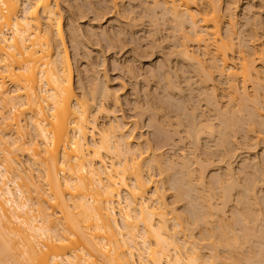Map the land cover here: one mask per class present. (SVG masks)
Here are the masks:
<instances>
[{"label":"clouds","instance_id":"clouds-1","mask_svg":"<svg viewBox=\"0 0 264 264\" xmlns=\"http://www.w3.org/2000/svg\"><path fill=\"white\" fill-rule=\"evenodd\" d=\"M68 3L67 49L58 38L37 89L17 107L30 112L20 128L31 147L63 143L75 153L46 168L51 183L82 193L68 201L72 229L110 236L99 247L120 250V264H264V79L220 87V63L195 47L208 40L205 18L182 0ZM13 7L15 19L26 16L22 0H0V18ZM110 72L128 81L123 95ZM102 211L107 225L89 229ZM54 229L57 241L70 235L68 222ZM12 235L0 233V264H34L43 237Z\"/></svg>","mask_w":264,"mask_h":264},{"label":"bare ground","instance_id":"bare-ground-1","mask_svg":"<svg viewBox=\"0 0 264 264\" xmlns=\"http://www.w3.org/2000/svg\"><path fill=\"white\" fill-rule=\"evenodd\" d=\"M32 1H34L33 4L30 0L22 1V4L27 6V14L23 19H15L19 11L16 7L9 9L0 18L2 20L0 22V104L2 107L0 108L4 109L9 105L7 111L4 109L6 114L3 112L0 116L2 120L0 127H6L3 136L0 137V233L14 234L13 239L16 236H22L24 232L43 237L33 244L36 251L30 254V259L34 264H45V261L47 264H73V262L74 264H99L101 259L111 261L112 264H120L123 258L120 250L113 252L109 249L111 255H107L99 247L100 244L110 243V236L103 232H96L89 240L87 235L72 229V217L68 210L74 205L68 201L69 198L82 193L68 190L63 181L58 184L51 183L52 174L50 171L46 172V168L51 169L53 158L56 165H59L63 162L66 151L70 159L74 158L75 153L63 143L56 144L49 152L48 149L39 147L40 142H37V147L33 148L30 146V139H27L28 141L20 139L22 136L20 126L23 124L18 116L19 110L28 112L27 115H30V112L27 107H21V109L18 108V113H15L18 100L28 96L29 88L31 91L37 89L38 77L48 62L54 60L57 39L62 37L60 24L57 23L55 28L52 27V19L57 21L56 18L54 19L56 12L53 11L52 0ZM239 1L246 5V14L243 13L244 11L241 12L243 16L245 15L242 17L244 23L241 22V26L236 27L240 37L234 29L237 20L233 12ZM242 1L193 0L189 3V0H182V6H187L190 11L200 12V15L205 18L203 27L208 31V40L195 47L204 52L206 60L220 63L224 73L221 82L226 83L227 89L233 80L238 86L237 83L240 82L242 85L249 77L256 81L264 79V42H257L260 35L257 30L264 28V12H261L264 2L250 4L249 0ZM204 6L211 7L207 16H205ZM253 8L255 10H252ZM249 13L252 15L248 16ZM42 18L46 21H42ZM249 20H252V23H248ZM242 27L244 29L240 30ZM236 44L240 47L236 48ZM54 73L53 64L48 68V74L53 76ZM6 80L14 84V89L11 88L13 91L20 90L22 93L16 92L17 94L13 95L12 90L7 91L5 89L7 87H3ZM13 133L16 134L13 135ZM45 152L48 154L45 155ZM19 153L21 155L26 153L27 158L32 159L30 164L36 166L37 175L34 176L31 173L29 166H26V169L22 167L23 160L20 161L17 158ZM96 163L99 164V161ZM57 172H60L59 168ZM5 176L8 177L7 180L4 179ZM41 176L44 180H41ZM121 191L126 192L127 189ZM148 194L150 195V192ZM36 203H39L41 207H34ZM44 208L47 209V223L43 220L42 209ZM117 214L119 215L118 211ZM34 217L36 218L34 222L29 223ZM57 220L68 222L70 231L68 237H61L58 241L49 236V233L55 230ZM106 225L107 213L102 211L98 214L95 223L87 227L89 229L104 228Z\"/></svg>","mask_w":264,"mask_h":264},{"label":"rangeland","instance_id":"rangeland-1","mask_svg":"<svg viewBox=\"0 0 264 264\" xmlns=\"http://www.w3.org/2000/svg\"><path fill=\"white\" fill-rule=\"evenodd\" d=\"M23 1V0H22ZM31 1V4H33V2L34 1H32V0H30ZM244 1V0H243ZM242 1V2H243ZM52 2H53V5H54V8H55V11L54 12H56V16L54 17V19L56 18L57 19V21H56V24L57 23H59L60 24V26H59V28H60V30H61V35H62V38H63V41H64V44H65V48L67 49V37H66V35H65V29L69 26V25H71V23H72V20L69 18V15H68V13L71 11V8H72V6H71V4H69L68 3V0H52ZM77 2H79V0H77ZM254 2V3H253ZM256 2H258V3H262V2H264V1H259V0H249V3L250 4H258V3H256ZM262 4H264V3H262ZM239 6V7H238ZM246 5L244 4H242V3H240V1H239V3H237V6L235 7V9L233 10V12H234V16H235V19L237 20V24H239V25H237V24H235V26H234V29H236V27H239V26H241V21H242V19H244V18H242V17H244V16H241L240 17V15L242 14L241 12L242 11H244L243 13H245L246 14V7H245ZM244 7V8H243ZM244 10H243V9ZM240 9V10H239ZM252 10H255L254 8L252 9ZM261 12H264V7H261ZM239 12V13H238ZM237 14V15H236ZM250 14V13H249ZM249 14H247L248 16H249ZM238 16V17H237ZM242 18L241 20H240V18ZM55 19V20H56ZM105 19H108V18H105ZM44 20V18H42V21ZM46 20H44V22H45ZM52 21H54L53 19H52ZM240 21V22H239ZM244 21V20H243ZM244 27V26H243ZM241 28L240 30H242V29H244V28ZM237 31H236V34L238 33V36H239V30H238V28L236 29ZM258 31V33L260 34L259 35V38H258V41L257 42H264V28H261V29H258L257 30ZM8 32V31H7ZM245 33V32H244ZM235 34V35H236ZM241 36V35H240ZM239 36V37H240ZM236 37H237V35H236ZM235 37V38H236ZM245 39H246V37H245ZM235 41H236V39H235ZM237 44H236V48H237ZM240 47V45L238 46V48ZM243 49H246V48H243ZM93 52H98V50H93ZM66 53H67V55H68V57L70 58V56H71V54L69 53V52H67L66 51ZM156 55H157V53H155V52H153L151 55H147V56H144L143 57V60H142V63H145V64H149L155 57H156ZM161 55V60H160V65H161V67L162 66H164V64H163V61H164V59H165V57H164V55H162V54H160ZM163 56V57H162ZM162 63V64H161ZM151 70V69H150ZM119 76V73H111L110 72V75H109V79L110 80H112V81H116L115 82V84L113 85L116 89H118L119 91H120V94L121 95H123L125 92H127L128 91V81L127 80H125L123 83H120L118 80H117V77ZM238 84V86H240L241 85V83L239 82V83H237ZM4 86H6L7 88H5ZM219 86L220 87H222V88H224L226 91L228 90L227 89V85H226V83L223 81V82H220V84H219ZM3 87L7 90V91H9V90H12V89H14V84L12 85V83H10L9 81H7L6 80V83L3 85ZM13 87V88H12ZM12 88V89H11ZM16 92H21L20 90L19 91H13L12 90V92H11V94H17ZM22 93V92H21ZM9 105H7V107H3L4 109H6V111L9 109V107H8ZM8 108V109H7ZM18 108H20L21 109V107H17V108H15V110L17 109V111H15V113H18ZM4 109H1L0 108V110H2V112H6ZM14 111H12V113H14ZM19 112H20V114L18 113V116H19V119L21 120L20 122H21V124H24V122H25V119H26V117L29 115H27V113L28 112H23V114H22V112L19 110ZM6 114V113H5ZM23 115V116H22ZM25 115H27V116H25ZM24 118H22V117ZM24 121V122H23ZM1 122H2V120H1V118H0V124H1ZM13 131H15V129H13ZM22 131H20V134L21 135H23L24 136V139L23 140H25V141H28L27 139H29L28 138V136L26 135V134H24V133H21ZM16 134V133H15ZM14 133H13V135H15ZM30 147V146H29ZM21 157V158H20ZM28 157V155L26 156V153L25 154H23V155H21L20 153H19V155H18V159L20 160V161H22V167L23 168H25L26 169V166L28 167H30V171H31V173L35 176V174L37 173V170H36V166H34V165H32V164H30V163H32V159H30V157L29 158H27ZM28 169V168H27ZM29 170V169H28ZM35 170H36V172H35ZM27 171V170H26ZM38 174V173H37ZM36 174V175H37ZM18 181H19V179H17ZM16 180V181H17ZM17 181V182H18ZM11 186H13L12 184H11ZM117 216H118V214H117Z\"/></svg>","mask_w":264,"mask_h":264}]
</instances>
